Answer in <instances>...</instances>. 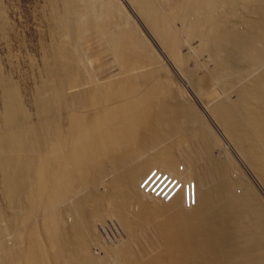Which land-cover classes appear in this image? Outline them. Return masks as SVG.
<instances>
[{
	"label": "bare ground",
	"instance_id": "1",
	"mask_svg": "<svg viewBox=\"0 0 264 264\" xmlns=\"http://www.w3.org/2000/svg\"><path fill=\"white\" fill-rule=\"evenodd\" d=\"M122 1L42 0L38 60L0 7V264H264V0Z\"/></svg>",
	"mask_w": 264,
	"mask_h": 264
},
{
	"label": "rangeland",
	"instance_id": "2",
	"mask_svg": "<svg viewBox=\"0 0 264 264\" xmlns=\"http://www.w3.org/2000/svg\"><path fill=\"white\" fill-rule=\"evenodd\" d=\"M119 1H121L120 3L122 5H124V3H123L122 0H119ZM0 4H1L0 7H2L1 10L3 9L2 12H3L4 16H5V20L7 19L6 20L7 27H10L11 26L10 27V31L11 32L9 33V38H8L9 41H10V42H8V48L10 46L11 49L9 48L10 50L9 49L8 50L14 52V49H16V50H19L18 52L21 51L20 53H23L24 52L23 54H25L27 52L26 54H28L29 57H31V58L35 57V59L38 60V56H39V52H40V50L38 51V49H40L39 46L41 47V45H40V43H41L40 39L43 38L47 34V31H48L47 30L48 28L46 27V24L47 23H45L46 22L45 21V17H44V15H43V13L41 12V9H40V7L43 4L42 0H0ZM124 7H125V5H124ZM125 10L129 13V16H131V18L133 19L132 15H130L131 13L128 11V9L125 8ZM42 20H44V21H42ZM121 20H122V22H121ZM124 20H126L124 17H117V24L119 23L118 25L121 26V23L124 22L122 26H123V28H124V26L127 28V26L129 25V23L126 25V23H125L126 21H124ZM41 30H43V32ZM93 33H94V31H93ZM96 33H98V32L96 31ZM43 39H41V40H43ZM92 41H93L92 44H91V41L87 42V43L91 44L90 46L92 48L89 46V44L85 43L86 46L88 45L92 50L91 49L89 50L87 48L88 46L85 47L84 44H82V48L84 49V47H85L84 50L87 51L88 54H90L89 56H91V58H93V59L96 60V61H94L95 63L93 64V67L92 68L94 70H96L98 68H104L105 66L107 67L108 66V64H107L108 60L107 59H109L111 57V54L112 53L109 50H104L105 49L104 48L105 47V44L102 43V39H99L98 38V40H97V38H95ZM95 41H97V42L95 43ZM1 53H2V51H1V48H0V54ZM37 53H38V55H37ZM99 62L100 63L102 62V63L100 64ZM24 71H25L24 72V75H25V73L27 71L26 70H24ZM9 74H11V73H9ZM19 81H23L24 82V80H21V79ZM22 87H23V84H22ZM183 87H184L185 91L187 92V94L189 95V97H190L189 99L192 102V105L194 104L193 105L194 106V109L198 110L197 112L206 120V122L212 128L215 136L219 139V144L221 145V148H224L225 150H227V152L232 156L233 160L236 162V165H238L237 167H238V170L239 171H237L238 173L236 172V176L238 175V178L239 177H245L246 176V178L250 181V183L252 184V186L254 188H256L257 193L260 194L259 189H258L259 187L257 185L258 184L257 181L255 179L251 178L250 175H248V172L246 171V169H244L245 166H244L243 161L241 159H239V158L236 157L234 148L231 146L232 144L231 145L230 144H227L229 142L222 135L221 131L217 127L214 126V123L211 122L209 116H207V113H205L204 109L202 107L198 106L199 103H198L197 98L194 95V93H192L191 90L189 91L188 90V87L185 88L186 86L182 84V88ZM191 93H192V95H190ZM26 100L28 101V99H26ZM27 101H25V102H26V104L28 106L29 103H27ZM30 120L31 121H33V120L35 121V118H33V119L30 118ZM219 149L220 148H218V147H214V149H212L211 152H210L212 154V156H214L215 158H218L220 155H217V154H221V150H219ZM178 165H179L180 168H182V167L185 168V166H184V164L182 162H178ZM1 180H2V175H0V185H1ZM107 180L108 179H105L104 182H102V184L99 183V185L96 186V188L98 187L97 190L101 189L99 191L96 190L97 192H99L101 194H104V192H105L104 189L106 188L105 187V183H107ZM176 181H178V180H176ZM100 191H102V192H100ZM235 192L237 194H241L242 193V189L240 187H237V188H235ZM0 193H1V186H0ZM262 196H260V197L263 198ZM188 197H189V194H188ZM1 200H2V198H1V194H0V205H2V201ZM263 200H264V198H263ZM68 218H69L68 220H70V217H68ZM108 219L110 220L111 218H108ZM108 219H105L104 222L107 221L106 223H108L109 222ZM99 222L96 225H98ZM112 224H114V223H110V225L108 224L107 226L105 225V228H106L105 230L103 229L104 228L103 226H102L103 228L102 227L99 228L100 229L99 230L100 233H102L103 237L105 239H107L106 241L108 243H111L112 241H115L112 238V237L116 236V235L112 236L114 233L117 234L118 237L120 236L118 233H116L117 230H118V227H115L116 224H114V225H112ZM100 225H101V223L99 224V226ZM111 225H112V227H111ZM97 248L98 247H96V248L94 247L92 249V251L94 250V253L95 252L97 253L98 251H95V249H97Z\"/></svg>",
	"mask_w": 264,
	"mask_h": 264
}]
</instances>
